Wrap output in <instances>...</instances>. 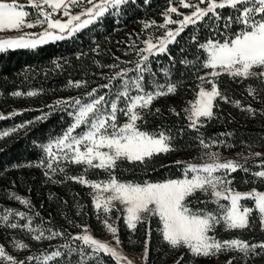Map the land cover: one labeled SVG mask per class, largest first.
<instances>
[{
	"label": "snow or ice",
	"instance_id": "snow-or-ice-1",
	"mask_svg": "<svg viewBox=\"0 0 264 264\" xmlns=\"http://www.w3.org/2000/svg\"><path fill=\"white\" fill-rule=\"evenodd\" d=\"M150 2L144 0L145 4ZM130 4H137V0H27L26 3L0 0V32L20 33L0 37V53L36 49L49 42L69 39L89 25L102 22L106 15H121ZM77 8L80 11H74ZM181 8L189 11L181 12ZM225 9L229 10L227 15ZM160 15L162 23L151 18L140 21L141 30L130 45L135 59L115 57L118 63L107 65L96 61L98 67L113 70L111 75L101 74L107 83L82 96L57 99L47 106L49 112L36 117L37 121L46 120L51 111L59 110L66 112L71 122L59 135L38 145L43 156L37 163L13 166L42 168L53 184L72 181L91 189L89 195L96 219L112 239L101 240L93 234L90 225L70 219L68 224L79 231L73 233L67 228L51 226L50 220H44L39 211H33L35 205L29 197L8 191V199L18 202L27 211L0 207V228L23 231L38 244L48 241L53 250L44 249L19 258L0 243V264H107L105 257L114 264H135L123 250L118 222L123 219L127 229L134 233L138 225L149 223L153 217H158L162 224L163 241L171 249H185L192 258L187 264H194L200 258L218 259L222 254H232L224 264H253L256 258H264V240L252 242L240 236L224 239L219 235V230L251 231L257 224L264 232V191L255 186L241 191L233 175L240 171L251 177L244 178L243 184L264 185V159L256 165L259 170L252 171L248 167L250 159L264 158V152L252 151L253 145L241 142L247 154L241 151L228 157L221 149L236 147L228 139L232 133L206 137L201 131L221 119V103L231 104L250 117H255L257 111L264 115V107L257 110L250 104L244 106L230 97L228 89L221 88V78L225 76L232 83L248 82L247 94L264 105V0H168V6ZM172 25L176 27H170ZM190 26L189 39L198 52L203 51L204 57L184 58L179 63L195 68L194 98L180 111L174 106H170L169 111L178 117L183 113L185 125L179 133L183 134L185 127L196 132L195 139L201 151L191 161L173 162L182 166L181 177L159 182L123 181L116 174L122 162L146 165L155 156L177 150L171 129L160 126L147 131L143 126L147 116L161 113L158 107L153 110V102L174 96L178 91L168 67L160 70L164 82L157 79L153 61L159 64L157 57L167 55L174 65L176 61L169 45L178 44L177 38ZM201 26L210 29L216 38L200 42ZM24 28H41L42 31L23 32ZM180 51L183 53L185 49ZM129 55L125 52V56ZM52 63L55 69L63 68L58 60ZM121 64L131 66L121 67ZM87 86L84 80H69L67 84L77 89ZM39 94V90L12 93L14 97ZM19 114L13 111L10 115ZM7 118L0 113V120ZM32 123L28 121L0 131V139ZM197 160L199 163L195 162ZM69 166H79V174L69 175ZM92 170H100L104 178H88ZM58 175L63 179H55ZM54 195L50 193L49 198ZM77 207L76 215L79 216L85 206L78 203ZM114 212L117 213L115 217ZM57 239L63 242L52 245ZM9 242L17 253L31 249L30 244L15 236ZM147 257L145 241L143 261L146 262ZM184 259L182 254L175 264H182Z\"/></svg>",
	"mask_w": 264,
	"mask_h": 264
},
{
	"label": "rangeland",
	"instance_id": "rangeland-1",
	"mask_svg": "<svg viewBox=\"0 0 264 264\" xmlns=\"http://www.w3.org/2000/svg\"><path fill=\"white\" fill-rule=\"evenodd\" d=\"M20 2L26 3L27 0H20ZM167 6L168 0H151L150 4H145L144 0H137V4H130L123 9L122 14L119 16L106 15L105 18L108 17L113 21L112 31L104 33L103 40L95 39L94 36L91 39L92 42L89 45V48H85L86 50L80 43V47L77 48L76 51L77 55L79 56V58L84 57V59L88 60L90 58L93 59L94 57V60H97L100 64L105 65L118 63V61H115V57H120L121 60L135 59V54L134 52H132L130 45L132 40H135L136 38L135 34L139 33L141 30L140 21L146 18H151L155 19L158 23H162L163 20L160 13ZM179 10L185 13L189 11L183 8ZM74 11L78 12L80 11V9L77 8L74 9ZM224 11H226V9ZM224 14L227 15L228 13ZM105 18L102 21H104ZM176 18L177 17L175 16V14H173V19ZM101 23L102 22H97L96 24L89 25L88 28H85L80 32L87 29L91 30V28H94L95 26H98L97 28H101ZM170 27L175 28L176 26L172 25ZM233 27L235 28L237 26L234 25ZM40 31H42L41 28L23 29V32L35 33ZM101 31H103V29ZM221 31H223L222 26ZM78 33H76L69 39H76ZM19 34V32L14 30L3 31L0 32V37L17 36ZM179 38L180 37H178L177 39ZM209 38H216V35L212 31H210V29L205 35L199 34L200 42H205ZM137 43L139 44V41H137ZM170 46L171 45H169V48ZM94 49L98 50L94 51ZM125 52H129L130 55L125 56ZM197 53L193 52L192 55L187 54V57L185 58L189 60L195 59ZM199 53L200 54L198 55H200L201 59H203V51L201 50L199 51ZM97 56L99 57L98 59L95 58ZM165 56L166 55H161L157 57V59L160 61L159 64L153 61V70L157 73V79L160 82H164L165 78L160 70L164 67H168L171 72L172 81L178 84V91L174 96L161 97L153 102V110L158 107L161 109V113L154 116H147L146 122L144 123L143 127L144 130L147 131L156 130L160 126L172 130V134L176 137V139L173 141V144L177 150L169 152L167 155L162 154V160L169 166H177L173 163L174 161H191L194 157H197L199 155L201 150L198 146V141L195 139L197 135L196 132L185 127L183 134L179 133V129L185 125V121L182 118L183 113L178 117L176 115H173L169 111V108L170 106H174L177 111H180V109L187 103V101L192 100L194 98V89L197 81L195 80V77L193 75V73L195 72V68L191 66H185L187 67V70L183 75H179L176 71V68H178V66L176 65V58V62L173 65L172 63H170L168 58H165ZM58 61L62 64L60 59H58ZM126 66L130 67L131 65L121 64V67ZM46 67V71H49L51 69L49 65ZM96 67H98V65ZM90 71L91 74L88 75V78L78 79L87 81V88H70L67 87V83L60 89L52 91L48 95H46L43 91V88L36 86L37 83L35 84V86H31L34 85L33 78H30L28 76L26 79H28L29 81L27 84H24L25 88L15 89L11 91L8 96H6L3 93V90L0 89V113H3L5 116L9 117L7 119H10V122L8 124H6L5 122L6 119L0 120V131L11 129L20 124H26L28 121L34 122L27 125V127L20 128L18 131L12 133L11 135L0 139V149L4 148L3 143H6V141L8 142L9 139H17L18 137H23L32 130L37 132V134L34 135L32 139H30L32 143L31 148L35 152V159L24 160L22 162L14 163V165H27L37 163L43 156V152L40 147H38V145L47 143L50 137L59 135L63 131V129L66 128L71 122V118L67 115L66 112H62L59 110L51 111V114L48 116V118L53 116L54 120L50 123L49 126L45 127L44 129V127L40 126V124L44 121H47L48 118L46 120L37 121L36 117L41 116L43 113L49 112L50 110L47 107L48 105H53L57 99L68 98L72 96H82L83 93L90 91L92 88L98 87L100 84L107 83V80L102 79L101 74L104 73L111 75L113 70L98 67L97 70L95 68H90ZM33 77L36 78L38 77V75L36 74ZM69 80L75 81L76 79H74V77L68 76V81ZM221 80V88L228 89L229 95L232 99L241 101L242 105L244 106L250 104L257 110L264 107V105H262L258 101L253 100L252 97L249 96L245 91V87L248 82H245L244 84L232 83L226 76L222 77ZM28 90H39L40 94L33 97H14L12 95L14 91L26 92ZM13 111L19 112L21 114L24 113V118L19 117V115L21 114L11 116L10 114ZM37 111L39 112L36 116L28 118ZM219 112L221 115V119L211 122V124H209L206 128L201 129V131L204 132L206 137H219L220 133L224 132L232 133V136L228 139L229 142L236 144V147L229 150L221 149V151H223L226 156L232 157L235 153L241 151H244L245 154H247V149L243 147L241 142H244V144L253 145L252 151L264 152V115H261L260 112L257 111L255 117H250L246 112H242L240 109L233 107L231 104L224 103H221ZM181 140L185 141V144H178ZM261 159L264 158L250 159L248 167H250L252 171L259 170L256 165L260 163ZM195 162L199 163L198 160ZM14 165L6 167L5 170L0 171V207L19 208L22 211H27V209H25L18 202L8 199L7 192L15 191L20 195L29 197L32 203L35 205L33 211H39L41 217H43L44 220H50L51 226L58 228H67L69 232L73 233L79 231V229L73 228L68 224V219H70L76 223H87L88 225H90L93 234L101 240L110 241L112 239L110 235L106 234L103 226L96 219L95 209L93 208L91 197L89 195L91 189L72 181H65L62 184H53L49 182L47 177L44 175V170L42 168H17L13 167ZM180 171L182 176V166H180ZM79 172V166L68 167L69 175H78ZM233 175L236 177V184L241 191H247L254 186L259 190L264 191V185L262 184L253 185L251 183H242V180L246 177L251 179L249 174L238 171L236 173H233ZM88 178L93 180L101 179L104 178V173L100 170H92L91 172H89ZM55 179H63V177L58 175L55 177ZM121 180L132 181L124 179ZM50 193L55 194L51 199L49 198ZM65 201H67V203H65ZM78 203L85 206L83 213L79 216L76 215L77 211L79 210L77 207ZM248 203L251 204V201H249ZM116 215L117 213L114 212L113 216L115 217ZM21 223H23V221H21ZM118 227L120 239L123 243V250L130 258L135 261V264H175V261L182 254L185 257L182 264H187V262L192 259L186 253L185 249H171L166 244V242L163 241L160 231V229H162V224L159 222L158 217H153L147 224L138 225L134 233L127 229L126 225L123 222V219L118 222ZM219 235L224 239L231 238L233 236H240L243 239L251 240L252 242H259L261 240H264V232L260 231L258 224L251 231L245 230L243 232H224L222 230H219ZM12 236H15L17 239L24 240L26 243L30 244V251L17 253L9 242ZM145 241H147L148 247V257L146 262L142 259ZM62 242V240L57 239L52 241L51 244L57 245ZM0 243L5 244L8 251L13 255H17L19 258H23L26 255L39 252L44 249H48V251L53 250L49 247L48 241H44L43 243L38 244L37 242L31 240L27 233L20 230H8L0 228ZM229 255L232 254H222L218 259L200 258L195 260L194 264H224ZM105 260L107 264H113L110 261L109 257H105ZM253 264H264V258H256Z\"/></svg>",
	"mask_w": 264,
	"mask_h": 264
},
{
	"label": "trees",
	"instance_id": "trees-1",
	"mask_svg": "<svg viewBox=\"0 0 264 264\" xmlns=\"http://www.w3.org/2000/svg\"><path fill=\"white\" fill-rule=\"evenodd\" d=\"M224 13L227 14L228 9ZM97 27L95 26L91 30L87 29L78 33L76 39L51 42L40 45L36 49H16L0 53V89L8 96L15 89L25 88L24 84L28 83L29 80L26 78L29 76L33 78L34 82V85L31 86L33 87L37 83L36 86L43 88L44 93L48 95L50 92L56 91L63 85H66L68 83V76L74 77L76 80L88 78V75L91 74L90 68L98 69L96 67L97 60H94V57L89 60L84 59V57L78 58L79 56L76 53L77 48L80 47V43L84 49L89 48L92 42L91 39L94 36L95 39L103 40L104 33L112 31L113 21L106 17L101 23V28ZM102 29L103 31H101ZM208 30V28L201 26L199 34L205 35ZM191 34L192 27H189L178 39L179 43L173 44L169 48L172 56L177 60L176 65L178 68H176L177 70L174 69L179 75H183L187 70V67L179 63V61L187 57V54L192 55L193 52H198L197 47L189 39ZM181 48H184L185 52L182 53L180 51ZM198 54L200 53L198 52L196 55ZM95 58L98 59L99 57L97 56ZM165 58H168V56L166 55ZM58 59L62 62V69H55L52 63ZM48 65L51 69L46 71V66ZM36 74L38 77L34 78L33 76ZM38 112H34L28 118L36 116ZM22 114L19 115L20 118H24L25 114ZM53 118V116L48 118L40 126H43L45 129L54 120ZM5 122L8 124L10 119H6ZM36 134L37 132L32 130L23 137H18L17 139L12 138L8 142L3 143L4 148L0 149V171L14 165V163L35 159V152L31 148L32 143L30 139ZM182 140L178 144H185V141ZM162 159L163 155L155 156L146 165L139 164L138 162L135 164L126 161L122 162L117 170V175L121 179L137 182H143L145 180L152 182L163 181L181 176L180 166H169ZM110 261L114 264V261L111 259Z\"/></svg>",
	"mask_w": 264,
	"mask_h": 264
}]
</instances>
